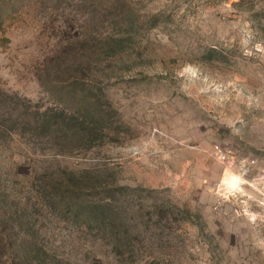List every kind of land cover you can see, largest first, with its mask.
Listing matches in <instances>:
<instances>
[{
	"label": "rangeland",
	"instance_id": "374dc122",
	"mask_svg": "<svg viewBox=\"0 0 264 264\" xmlns=\"http://www.w3.org/2000/svg\"><path fill=\"white\" fill-rule=\"evenodd\" d=\"M1 17L16 234L72 264H264V0H1ZM84 170L93 198L116 188L120 243L47 210L41 181Z\"/></svg>",
	"mask_w": 264,
	"mask_h": 264
},
{
	"label": "trees",
	"instance_id": "16d2710c",
	"mask_svg": "<svg viewBox=\"0 0 264 264\" xmlns=\"http://www.w3.org/2000/svg\"><path fill=\"white\" fill-rule=\"evenodd\" d=\"M0 19V28L2 29L5 22L2 17ZM92 52H95L97 59L105 55L100 47H94ZM70 123L66 121L67 126ZM88 128L87 125L83 130L86 131ZM86 139L88 141V138ZM65 174L66 176L63 178H48L41 181L39 193L43 192V196L49 199L51 203V208L49 206L47 210L50 212L57 209L60 216H66V218L65 216L62 217L65 219H70V216L74 215L80 220H84L81 222L86 225L82 229L83 233H92L98 242H109L112 238L117 243H120V229H123L121 228L120 217H123L116 211L118 208L115 206L113 199L110 198V194L116 191V188L113 186L104 188L99 193L100 196L93 198L90 193L98 192V187L88 170L81 172L80 176L75 175V173L67 174L65 172ZM7 199L6 193L0 190V264L73 263V259H66L65 262V259H61L57 255L58 245L51 243L49 247L46 242L39 240L35 236L16 234V228H12V221L15 218L14 211L11 212V216L7 215L1 206L7 202ZM118 228L119 230L116 232Z\"/></svg>",
	"mask_w": 264,
	"mask_h": 264
},
{
	"label": "built area",
	"instance_id": "2783aa9c",
	"mask_svg": "<svg viewBox=\"0 0 264 264\" xmlns=\"http://www.w3.org/2000/svg\"><path fill=\"white\" fill-rule=\"evenodd\" d=\"M260 194L262 195L261 196V201H260V206H262L264 208V186L261 188ZM260 220H262L263 225H264V215H262ZM255 221H258V218H256Z\"/></svg>",
	"mask_w": 264,
	"mask_h": 264
}]
</instances>
